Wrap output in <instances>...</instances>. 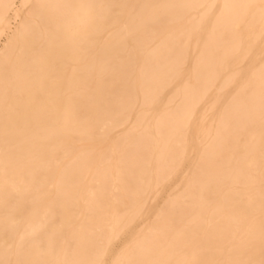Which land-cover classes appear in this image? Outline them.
I'll list each match as a JSON object with an SVG mask.
<instances>
[{"label":"bare ground","instance_id":"1","mask_svg":"<svg viewBox=\"0 0 264 264\" xmlns=\"http://www.w3.org/2000/svg\"><path fill=\"white\" fill-rule=\"evenodd\" d=\"M0 264H264V0H0Z\"/></svg>","mask_w":264,"mask_h":264},{"label":"rangeland","instance_id":"2","mask_svg":"<svg viewBox=\"0 0 264 264\" xmlns=\"http://www.w3.org/2000/svg\"><path fill=\"white\" fill-rule=\"evenodd\" d=\"M12 22H13V25H14V24H15V22H16V21H15V19H12Z\"/></svg>","mask_w":264,"mask_h":264}]
</instances>
